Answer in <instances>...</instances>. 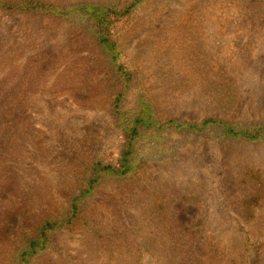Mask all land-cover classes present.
I'll use <instances>...</instances> for the list:
<instances>
[{
	"label": "rangeland",
	"instance_id": "1",
	"mask_svg": "<svg viewBox=\"0 0 264 264\" xmlns=\"http://www.w3.org/2000/svg\"><path fill=\"white\" fill-rule=\"evenodd\" d=\"M89 23L0 9V264H264V138L178 128L264 127V0L141 1L112 28L122 74ZM139 102L160 129L134 142L126 176H93L117 164ZM47 218L60 223L19 258Z\"/></svg>",
	"mask_w": 264,
	"mask_h": 264
},
{
	"label": "trees",
	"instance_id": "2",
	"mask_svg": "<svg viewBox=\"0 0 264 264\" xmlns=\"http://www.w3.org/2000/svg\"><path fill=\"white\" fill-rule=\"evenodd\" d=\"M143 0H131L129 5L127 3L124 5V9H117V4L107 3V4H98V3H89L82 2L80 4H69L63 6H55L52 4H46L39 0H24V1H9V0H0V9L4 11H33L35 13L42 14H54L61 16H69L71 13H79L83 18L90 19V28L93 31V37L96 39L97 43L101 45L104 53L107 55L108 60L111 65H114L117 68V73L121 74L126 73V65L118 61L119 56L121 55L120 51L117 49L116 34L112 33V28L117 24L123 15H128L132 12V9L135 5L140 3ZM129 70V75L132 76V73ZM128 80V79H127ZM111 88V87H110ZM125 95V92L114 93L112 96L111 109L115 114H118L120 110V100ZM120 113V111H119ZM134 118L124 119L123 123L119 125H124L125 128V141L124 149L119 154V159L116 165H102L100 162L94 163L89 168L90 172L98 176L101 172H108L115 178L126 176L135 165V163L130 162L131 155L134 154L135 145L138 140L146 134L147 129H157V124L153 116L152 108L146 102H139L137 110H135ZM125 122H130L129 125ZM212 123L220 131V138L222 141H227L231 139L233 141L237 140H247V141H256L264 138V127L263 126H254V127H238L234 124L227 123L222 120L217 119H207L201 125H193L187 123H181L178 125V128L185 127L186 129H198L201 130L206 125ZM134 142L135 145H134ZM87 168V167H85ZM69 179V176L66 175ZM71 178V177H70ZM257 180V179H256ZM98 182V178L89 180L87 182V188L85 189L86 193L89 194L93 189V186ZM245 181L241 183L243 185ZM84 194V193H83ZM259 196L264 194V182H260V188L258 191ZM257 194V195H258ZM257 197L255 203L258 204L259 199L263 196ZM79 199V196L71 198L69 206L67 208V214L65 219L61 222L65 224V227L68 228L73 220L77 218L78 211L80 206L76 201ZM53 220L47 218L42 221L38 226L33 235H31L25 241L26 247L20 251L19 258L24 259L25 257L34 253L35 248L43 244V238L47 231L57 228V224ZM247 240V239H246ZM227 258V257H226ZM228 261L231 264H237V259L234 257H228Z\"/></svg>",
	"mask_w": 264,
	"mask_h": 264
}]
</instances>
